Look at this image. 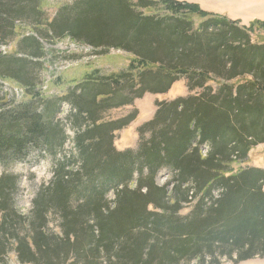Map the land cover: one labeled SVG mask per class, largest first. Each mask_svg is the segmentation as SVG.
I'll list each match as a JSON object with an SVG mask.
<instances>
[{
	"label": "trees",
	"instance_id": "1",
	"mask_svg": "<svg viewBox=\"0 0 264 264\" xmlns=\"http://www.w3.org/2000/svg\"><path fill=\"white\" fill-rule=\"evenodd\" d=\"M40 5L0 0V44L21 22L37 31L24 39L32 55L43 52L41 40L68 37L97 52L123 50L132 59L127 70L95 72L64 96L39 99L27 88L29 103L0 108V165L6 169L0 176V259L221 264L222 258H264V169L231 171L264 144V43L250 36L264 23L240 27L176 0H75L48 22ZM193 17L203 20L199 28ZM2 61L1 78L32 85L26 61ZM181 78L202 92L158 103L154 119L139 130L138 148L117 151L115 132L137 111L119 120L103 117L146 93H166ZM216 79L231 84L213 90L209 83ZM62 105L71 109V152L64 149L69 137L58 119ZM40 146L63 158L28 214H21L14 202L18 178L7 167ZM163 170L173 178L159 186ZM189 206L193 211L181 216Z\"/></svg>",
	"mask_w": 264,
	"mask_h": 264
},
{
	"label": "rangeland",
	"instance_id": "2",
	"mask_svg": "<svg viewBox=\"0 0 264 264\" xmlns=\"http://www.w3.org/2000/svg\"><path fill=\"white\" fill-rule=\"evenodd\" d=\"M135 2L137 0H134ZM178 2L193 3L210 14L218 17L227 18L232 22L239 23L240 27H250L253 22L264 23V0H176ZM75 0H41L40 10L44 12V18L48 22L53 21L56 15L63 8L71 7ZM145 15L152 14L145 10ZM195 29L203 23L198 17H193ZM11 34V33H10ZM37 35L36 29L28 27L25 23L18 22L15 25L14 35L11 39L7 36L5 41L0 44V61L2 65L9 60L18 59L26 61V73L29 76L31 86H24L8 79L0 77V108H13L21 104L29 103L27 88L31 89L38 98L51 100L54 97L66 95L70 88L79 85L89 75L100 72V75H111L129 68L132 56L120 49H110L109 51L95 49L87 45L74 42L68 37H54L52 39L41 40L43 52L40 55H32L31 49L27 45L26 38H34ZM251 41L256 44L264 43V28L255 26L250 33ZM249 80V78H247ZM236 82V81H235ZM231 84L221 79L210 82L209 85L213 90H217L220 84ZM202 91L200 89H190L189 83L185 78H181L174 83L166 93L152 94L146 93L142 99L135 100L132 106H125L119 109L110 110L103 120H119L126 117L134 110L137 111L136 119L127 127L115 132L114 146L117 151L136 150L140 141L139 130L145 124L151 122L157 112L158 103H170L180 98L197 96ZM30 95V94H29ZM37 99L35 103L38 108H42L43 102ZM55 100V99H53ZM70 106L62 105L58 119L65 124L69 141L65 143L66 152L73 150L71 139L73 131L68 124L70 116ZM208 148H202L205 155ZM62 153H58L56 158L45 153L43 148L36 147L29 157L23 162L8 164L9 173L16 175L18 178L17 190L14 193V202L17 210L21 214H28L31 209L32 200L38 194L41 186L47 185L53 178V172L56 161L62 160ZM260 168L264 169V144L253 147L246 159L237 162L231 166L232 173L241 169ZM6 169L0 165V176ZM173 175L168 170L161 171L156 182L159 186L168 184ZM171 189V188H169ZM264 191V188H263ZM215 192V196H218ZM194 204V203H193ZM193 211L189 206L181 211V216H188ZM51 229L55 228L51 224ZM221 264H264V258H255L240 263H236L227 258H222ZM0 264H18L13 254L4 255L0 259ZM192 264H197L193 262Z\"/></svg>",
	"mask_w": 264,
	"mask_h": 264
}]
</instances>
